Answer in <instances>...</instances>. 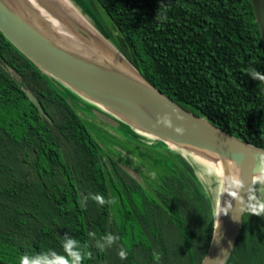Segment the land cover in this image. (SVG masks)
<instances>
[{
    "label": "trees",
    "instance_id": "obj_1",
    "mask_svg": "<svg viewBox=\"0 0 264 264\" xmlns=\"http://www.w3.org/2000/svg\"><path fill=\"white\" fill-rule=\"evenodd\" d=\"M84 1L115 51L147 82L264 150V82L246 73H264L250 0ZM54 80L0 31V264L62 252L65 235L91 252L84 264H135L137 248L158 264H181L183 249L190 264H200L219 211L204 178L211 164L108 112L118 135L111 132L113 150L105 147ZM212 178L222 181L216 172ZM92 194L116 203L100 206ZM90 232L119 239L100 251ZM121 247L129 253L125 260L117 254ZM226 264H264V217L244 212Z\"/></svg>",
    "mask_w": 264,
    "mask_h": 264
},
{
    "label": "water",
    "instance_id": "obj_2",
    "mask_svg": "<svg viewBox=\"0 0 264 264\" xmlns=\"http://www.w3.org/2000/svg\"><path fill=\"white\" fill-rule=\"evenodd\" d=\"M250 1L264 43V0ZM78 30L84 37H88L87 32ZM0 31L41 70L89 101L166 143L180 146L210 161H232L239 167L245 185L258 167L259 158L264 156V150L215 127L204 117L183 108L162 94L136 70L137 78L125 74L117 67L114 58L104 54H98L97 58H84L58 47L24 20L7 0H0ZM118 58L125 66H131L119 54ZM27 95L40 113L46 115L38 98L30 91H27ZM173 108L183 114V121L177 120L175 114H172ZM165 112L171 114L173 125H182L185 128L183 135H178L171 128L162 125L153 126L157 113ZM241 195H244L243 191ZM232 206L227 214L217 216L211 242L200 264H226L228 261L245 212L239 214L235 200ZM220 210L221 205L218 213Z\"/></svg>",
    "mask_w": 264,
    "mask_h": 264
},
{
    "label": "bare ground",
    "instance_id": "obj_3",
    "mask_svg": "<svg viewBox=\"0 0 264 264\" xmlns=\"http://www.w3.org/2000/svg\"><path fill=\"white\" fill-rule=\"evenodd\" d=\"M7 1L24 20L34 26L58 47L76 53L84 58H97L98 54L112 57L119 69L123 70L125 74L137 78L138 75L135 69L131 66H125L119 60L118 54L109 40L103 39L68 0ZM78 29L87 32L88 37H84ZM200 159L205 163H210L213 170L225 179L224 192L228 191L226 186L228 176L231 174L240 175L239 167L232 161L225 160V163H222L221 161L212 162L206 158ZM228 202L229 197L227 194H223L220 213L228 207Z\"/></svg>",
    "mask_w": 264,
    "mask_h": 264
},
{
    "label": "clouds",
    "instance_id": "obj_4",
    "mask_svg": "<svg viewBox=\"0 0 264 264\" xmlns=\"http://www.w3.org/2000/svg\"><path fill=\"white\" fill-rule=\"evenodd\" d=\"M160 20L164 21L167 19L166 10H162L160 14ZM246 73L254 80L264 82V73H261L255 69H249ZM172 114H175L177 120L183 121L185 117L177 109H172ZM162 125L166 128H171L176 134L183 135L185 128L182 125H173L171 114L165 112L163 114L157 113L154 127ZM207 175L214 176L213 170H208ZM264 156L259 158L258 167L252 172L250 181L245 185L243 179L239 174H231L228 176L226 186L228 191L221 193L227 194L229 197L228 207L222 212L218 213V217L221 214H227L229 209H232V200L236 201V209L241 214L243 211H247L250 215L264 217ZM241 191L244 195H241ZM89 197H84L83 201L86 202ZM98 205L103 206L105 204H115L116 199H105L103 195L92 194L90 196ZM89 236L95 239V247L104 251L106 248L111 247L119 239L118 236L113 234L103 235L96 238L95 232H90ZM62 252H57L53 249H48L35 254H24L19 259V264H84L85 259L91 258V252H85L84 246L80 241L72 238L71 236L65 235L62 242ZM118 257L121 260L127 259L128 251L121 247L118 249ZM155 259L159 260V256Z\"/></svg>",
    "mask_w": 264,
    "mask_h": 264
},
{
    "label": "rangeland",
    "instance_id": "obj_5",
    "mask_svg": "<svg viewBox=\"0 0 264 264\" xmlns=\"http://www.w3.org/2000/svg\"><path fill=\"white\" fill-rule=\"evenodd\" d=\"M73 7L78 10V12L84 17V19L87 21V23L92 26V28L99 33V35L103 38L108 40V36L105 33V31L100 26L99 22L96 20L94 15L92 14V11L90 8L86 5L84 0H68ZM55 88H57L68 100L72 101V103L77 108L78 113L83 118L84 123L90 132V134L98 139L105 147L113 150V144L111 141V132L114 134H117L116 131H114L115 128H118L117 121H115L108 113H112L108 111L107 109L89 101L88 99L84 97H76L74 95V92L64 85L62 82H59L57 80L52 81ZM108 112V113H107ZM106 117L108 119H104L102 117ZM110 119V120H109ZM114 123H113V122ZM124 130V129H123ZM123 130H119L118 132L120 134H125ZM118 135V134H117ZM110 140V141H109ZM167 145L170 148L178 149L182 152H185L186 150L183 149L180 146H176L172 143H167ZM206 160V159H205ZM208 160V159H207ZM212 162H217L216 160L211 159ZM202 161V160H201ZM210 161V160H209ZM204 162V161H202ZM205 163V162H204ZM206 186L208 188V192L210 193L211 197L216 201L219 208L222 203V195L221 193L224 192L225 183L223 177H221V183L218 184L212 176H209L207 174L204 175ZM202 253V250H200V254ZM178 259L181 262V264H190L187 260L188 257L186 255V251L183 249H180L178 253ZM133 260L135 264H158L156 261L150 258L147 254H145L142 250L139 248L134 250V256Z\"/></svg>",
    "mask_w": 264,
    "mask_h": 264
}]
</instances>
